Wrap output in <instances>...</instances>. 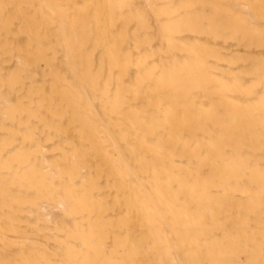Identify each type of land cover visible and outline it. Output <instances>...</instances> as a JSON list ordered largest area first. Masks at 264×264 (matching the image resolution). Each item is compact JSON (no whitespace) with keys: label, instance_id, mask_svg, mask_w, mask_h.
I'll return each instance as SVG.
<instances>
[{"label":"bare ground","instance_id":"1","mask_svg":"<svg viewBox=\"0 0 264 264\" xmlns=\"http://www.w3.org/2000/svg\"><path fill=\"white\" fill-rule=\"evenodd\" d=\"M0 264H264V0H0Z\"/></svg>","mask_w":264,"mask_h":264}]
</instances>
